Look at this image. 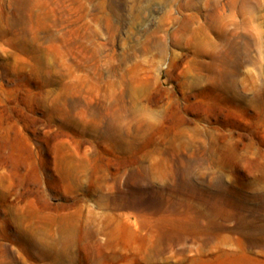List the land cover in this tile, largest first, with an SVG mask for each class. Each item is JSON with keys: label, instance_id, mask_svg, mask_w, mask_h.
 Returning <instances> with one entry per match:
<instances>
[{"label": "rangeland", "instance_id": "rangeland-1", "mask_svg": "<svg viewBox=\"0 0 264 264\" xmlns=\"http://www.w3.org/2000/svg\"><path fill=\"white\" fill-rule=\"evenodd\" d=\"M0 264H264V0H0Z\"/></svg>", "mask_w": 264, "mask_h": 264}]
</instances>
